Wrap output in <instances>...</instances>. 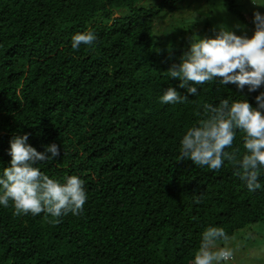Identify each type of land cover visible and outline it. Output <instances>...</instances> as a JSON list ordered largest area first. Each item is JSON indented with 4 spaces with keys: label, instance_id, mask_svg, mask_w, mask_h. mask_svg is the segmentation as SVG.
<instances>
[{
    "label": "trees",
    "instance_id": "16d2710c",
    "mask_svg": "<svg viewBox=\"0 0 264 264\" xmlns=\"http://www.w3.org/2000/svg\"><path fill=\"white\" fill-rule=\"evenodd\" d=\"M162 7L0 0V166H9L10 139L27 133L37 151L60 146L41 170L79 176L88 196L79 215L60 218L17 214L11 202L0 207V264H191L208 226L228 239L264 227V188L249 192L234 161L214 171L179 158L205 102L242 95L256 107L264 86L241 92L217 78L197 96L162 104L169 86L187 95L168 70L190 47L156 37ZM89 29L95 45L74 52L72 36ZM243 136L238 131L226 149L239 148L237 159Z\"/></svg>",
    "mask_w": 264,
    "mask_h": 264
},
{
    "label": "clouds",
    "instance_id": "9594fccd",
    "mask_svg": "<svg viewBox=\"0 0 264 264\" xmlns=\"http://www.w3.org/2000/svg\"><path fill=\"white\" fill-rule=\"evenodd\" d=\"M255 31L251 37L237 35L236 30L225 25L214 30V36H193L189 50L178 64H173L169 77L180 81L185 89L182 95L169 86L159 97L162 104L182 103L188 96L200 93L198 86L218 80V85L233 84L241 92H257L264 86V13L253 14ZM239 25L236 26L239 29ZM96 34L90 29L72 36L71 49L81 45L94 46ZM191 82V83H190ZM218 104L205 102L203 117L183 134L180 140V160H190L194 165L218 171L226 161H234L233 174L251 193L264 188V92L255 97L253 107L244 96L217 98ZM244 133V154L237 159L239 148H233L237 132ZM29 135H14L9 141L7 154L9 166H0V207L11 202L17 214L38 216L45 213L54 218L79 215L88 199L83 180L77 175L56 179L46 175L38 166L42 161L58 157L60 146L52 143L37 151L28 143ZM50 154V155H49ZM228 236L222 227L208 226L202 233L201 243L191 264H229L234 253L219 245ZM264 254L253 251V255Z\"/></svg>",
    "mask_w": 264,
    "mask_h": 264
},
{
    "label": "rangeland",
    "instance_id": "374dc122",
    "mask_svg": "<svg viewBox=\"0 0 264 264\" xmlns=\"http://www.w3.org/2000/svg\"><path fill=\"white\" fill-rule=\"evenodd\" d=\"M138 5L163 6L155 19L154 34L162 42L174 43L177 47L181 44L188 47L194 35L212 37L221 25L236 30L237 35L251 37L255 31L254 12L264 13V0H138ZM233 5L238 14L230 10ZM161 48L163 46L157 45L156 50ZM218 243L233 251L229 264H264V254L253 255L254 250L260 253L264 249V227L260 230L257 225L253 229L246 228Z\"/></svg>",
    "mask_w": 264,
    "mask_h": 264
}]
</instances>
